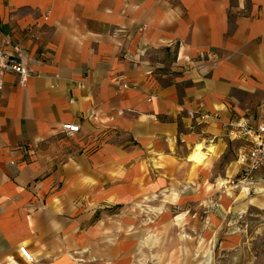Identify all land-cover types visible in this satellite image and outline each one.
<instances>
[{
    "label": "crops",
    "instance_id": "1",
    "mask_svg": "<svg viewBox=\"0 0 264 264\" xmlns=\"http://www.w3.org/2000/svg\"><path fill=\"white\" fill-rule=\"evenodd\" d=\"M0 45L32 71L0 91V264H147L178 213L264 215L204 170L215 148L234 180L224 124L264 113V0H0ZM200 103L218 118L192 123Z\"/></svg>",
    "mask_w": 264,
    "mask_h": 264
},
{
    "label": "rangeland",
    "instance_id": "2",
    "mask_svg": "<svg viewBox=\"0 0 264 264\" xmlns=\"http://www.w3.org/2000/svg\"><path fill=\"white\" fill-rule=\"evenodd\" d=\"M213 149V158L204 166L208 178L211 179L208 180L206 189H211V193L238 197V191L231 188L233 182L231 175L234 172L230 167L215 161L218 149ZM226 180L231 182L227 185L226 194L210 187L213 183L217 185ZM250 201V198L247 200L241 198L235 205L244 204L242 210H246L250 203L264 207L261 201ZM179 214L181 213L176 214L168 225L158 229L147 227L146 247L142 252L147 264H264V215L257 216L255 211L249 210L243 222L238 224L243 227L238 232L241 234H235L234 226L230 225L232 223L230 221H234L231 220L233 216L220 217L221 222L217 221L215 227L205 232L200 217L190 215L182 217ZM210 224L209 216L206 220V229ZM226 241H230L228 248H225Z\"/></svg>",
    "mask_w": 264,
    "mask_h": 264
},
{
    "label": "built area",
    "instance_id": "3",
    "mask_svg": "<svg viewBox=\"0 0 264 264\" xmlns=\"http://www.w3.org/2000/svg\"><path fill=\"white\" fill-rule=\"evenodd\" d=\"M8 74H15L20 77V83L25 84L32 76V71L27 67V59L20 49L13 52L5 50L0 45V91L4 86V77ZM204 104L200 103L197 109L188 111V117L195 125H205L210 119H217V115H209L204 111ZM227 130V137L232 142H241L240 149L236 157L238 167L237 175L232 182L240 193L246 197L262 193L263 179L258 178L261 171H264V113L261 120L253 124L249 119L242 118L224 124ZM61 131L68 136L80 133L81 128L77 124H65ZM219 204L213 203L211 210L218 209ZM247 213H239L238 220H244ZM239 230L243 227H238ZM19 252L28 263H34L33 256L25 247H21Z\"/></svg>",
    "mask_w": 264,
    "mask_h": 264
},
{
    "label": "bare ground",
    "instance_id": "4",
    "mask_svg": "<svg viewBox=\"0 0 264 264\" xmlns=\"http://www.w3.org/2000/svg\"><path fill=\"white\" fill-rule=\"evenodd\" d=\"M241 196H243V197H241ZM239 198H240V199H241V198L246 199V194H244V193H240ZM181 214H186V213H181Z\"/></svg>",
    "mask_w": 264,
    "mask_h": 264
}]
</instances>
